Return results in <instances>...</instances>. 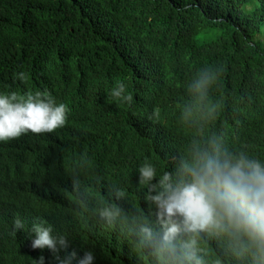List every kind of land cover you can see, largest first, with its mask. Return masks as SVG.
<instances>
[{"label":"clouds","instance_id":"clouds-1","mask_svg":"<svg viewBox=\"0 0 264 264\" xmlns=\"http://www.w3.org/2000/svg\"><path fill=\"white\" fill-rule=\"evenodd\" d=\"M218 74L202 67L188 80L192 103L181 121L214 115L208 98ZM24 79L19 63L0 64V264H92L115 231L129 247L123 264H220L221 249L232 264H264V160L223 133L192 128L161 173L148 161L136 169L147 213L126 207L120 174L131 144L113 130L112 108L94 97L80 109ZM125 88L119 82L109 95L130 103ZM161 119L153 106L138 118L144 149L155 154L167 133ZM104 181L121 190L106 185L101 199L92 187Z\"/></svg>","mask_w":264,"mask_h":264},{"label":"trees","instance_id":"trees-1","mask_svg":"<svg viewBox=\"0 0 264 264\" xmlns=\"http://www.w3.org/2000/svg\"><path fill=\"white\" fill-rule=\"evenodd\" d=\"M8 62L23 67L25 86L71 98L80 109L94 97L112 108L113 130L131 144L120 174L126 207L147 213L136 169L148 161L161 173L179 151L175 141L188 140L192 128L223 133L264 160V144L257 145L264 141V0H0V64ZM202 67L219 73L208 98L215 113L185 123L180 113L192 103L185 85ZM119 82L130 103L109 95ZM147 106L158 108L167 132L158 154L137 133ZM109 184L121 190L107 181L92 190L106 200ZM83 232L73 239L79 247ZM122 242L120 231L103 237L92 264L129 261ZM218 259L232 264L222 249Z\"/></svg>","mask_w":264,"mask_h":264},{"label":"bare ground","instance_id":"bare-ground-1","mask_svg":"<svg viewBox=\"0 0 264 264\" xmlns=\"http://www.w3.org/2000/svg\"><path fill=\"white\" fill-rule=\"evenodd\" d=\"M70 110H71V109H70ZM116 140L119 141V138H116ZM169 140H170V139H169ZM122 142H124V140H123ZM169 142H170V141H169ZM174 154H177V153H174ZM107 175L109 176V175H111V174L107 173ZM115 176L118 177L119 174H116Z\"/></svg>","mask_w":264,"mask_h":264}]
</instances>
